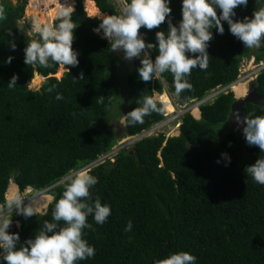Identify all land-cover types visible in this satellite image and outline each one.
Returning <instances> with one entry per match:
<instances>
[{
  "label": "trees",
  "instance_id": "trees-1",
  "mask_svg": "<svg viewBox=\"0 0 264 264\" xmlns=\"http://www.w3.org/2000/svg\"><path fill=\"white\" fill-rule=\"evenodd\" d=\"M34 1L0 0L7 16L0 21V204L6 200L10 181L20 192L27 187L39 192L109 152L121 138L140 134L165 118L164 110L145 116L143 124L125 122L124 132L117 137L105 120L112 107L124 116L142 106L145 96L162 92L188 105L233 83L242 58L264 61V43L259 49H247L222 22V35L212 29L208 69H193L188 77L193 90L177 97L171 73L142 81L137 71L140 62L130 70V64L121 63V54L111 55V43L102 38V30L93 31L101 23L94 16L120 14L113 0H90L97 12H88L76 0L72 20L77 24L73 48L78 66H65L70 71L62 65L28 66L24 49L31 39H39L31 32L36 15L29 13V7ZM169 7L168 19L178 26L182 0H170ZM260 7L264 0H248L246 7L235 9L233 19L252 18ZM168 30L167 22L158 29H141L146 43L157 44L151 52L153 60L158 55L156 32ZM60 66L65 71L58 78L54 74ZM14 75L16 85L9 88ZM43 76L37 89L28 86ZM251 84L263 102L245 103L243 118L264 115V67ZM57 93L62 100L55 99ZM100 97L103 103L97 102ZM234 100L227 88L198 105L199 118L188 110L181 114L178 134L166 136L159 131L143 136L119 149L113 160L107 157L88 170L98 178L91 190L93 199L99 196L102 204L110 206L111 215L103 225L88 217L95 230L85 229L84 238L94 246L95 256L78 264H155L178 251L194 255L196 264H264V185L245 172L257 159H264V152L249 146L243 132L231 127L228 115ZM240 139L245 156H240ZM67 180L44 191L52 196L46 211L29 218L13 211L12 220L19 226L8 231L19 234L18 248L34 239L45 220L53 222L51 210ZM129 221L133 227L125 231ZM0 264L6 262L0 259Z\"/></svg>",
  "mask_w": 264,
  "mask_h": 264
},
{
  "label": "clouds",
  "instance_id": "clouds-1",
  "mask_svg": "<svg viewBox=\"0 0 264 264\" xmlns=\"http://www.w3.org/2000/svg\"><path fill=\"white\" fill-rule=\"evenodd\" d=\"M119 3L121 4L119 15L94 16L98 17L101 23L93 31L99 34L102 30V38L111 43V52H122L123 59L129 62L134 59L140 60L141 66L137 71L142 81L158 80L163 74L171 73L174 95L177 97L184 91L193 90V85L188 80L193 69L199 68L202 71L208 69L210 56L207 49L213 39L212 29H216L222 35L224 33L222 22H227L230 33L247 49H259L264 43V7L255 10L252 18L233 19L236 16L235 9L240 6L246 7L248 0H182V19L178 26L168 19L172 12L169 7L170 0H119ZM74 11L73 5L66 0L60 4L55 23L51 21L42 23L39 17L32 19L31 32L39 39H31L27 43L24 49L26 65L44 68L53 65L78 66V53L73 48L74 30L77 28V24L72 20ZM6 18V9L0 5V21ZM165 22L169 30L167 33L156 32L158 55L153 60L150 50L156 49L157 44L146 43L141 35V29H158ZM11 47L15 50L16 45L12 43ZM12 59L9 57L7 62L11 63ZM66 69L70 71L69 68ZM237 80L238 78L235 81ZM16 81L17 76L14 75L8 87H14ZM54 88L55 86L50 87L48 92H52ZM55 99L62 100L63 96L57 93ZM194 101H198L197 108L202 103L199 100ZM97 102L103 103V97ZM173 103L175 106L174 100ZM164 110L158 107L156 98L145 96L142 106L129 111L123 120L130 126L143 124L145 116ZM234 119L238 125H244L242 131L246 143L249 146H257L264 152V115L245 116L241 119L237 112ZM156 124L160 123L157 122L151 127ZM160 126L161 124L157 128ZM151 127L141 131L140 135H134L138 137L136 140L148 135L143 132H147ZM222 155L230 162L226 154ZM97 159L80 168L86 171L68 177L61 198L51 210L53 222L45 220L34 239L26 240L19 248L17 247L19 234L8 231L12 224V213L15 210L17 215L24 218L37 215L38 201L34 197H28L31 203L25 205L26 197L18 190L19 192L11 194L3 204H0V250H2L0 259L6 264H78L79 261L95 256L94 246L89 245L84 238L85 229L95 230L88 222V217L92 216L96 224L103 225L111 215L110 206L102 204L99 196L93 199L91 190L98 183V178L89 174L88 170L89 165L94 166L98 163ZM245 172L256 183L264 185V159H257L254 164L246 167ZM60 222H63L64 226H59ZM132 227V222L129 221L125 231H131ZM196 260L197 258L189 252L178 251L155 261V264H196Z\"/></svg>",
  "mask_w": 264,
  "mask_h": 264
},
{
  "label": "rangeland",
  "instance_id": "rangeland-1",
  "mask_svg": "<svg viewBox=\"0 0 264 264\" xmlns=\"http://www.w3.org/2000/svg\"><path fill=\"white\" fill-rule=\"evenodd\" d=\"M35 1H38V0H35ZM34 1V2H35ZM40 1V0H39ZM115 3H116V6L118 7V9L120 10V8H121V4L119 3V0H113ZM33 2V3H34ZM75 2H76V0H74V2H73V6H74V4H75ZM33 3H32V5L29 7V13L30 14H32V15H36L35 17H38V15H37V13L35 12V10H33L31 7L33 6ZM81 3H82V5L84 4V2H83V0H81ZM85 6V4L83 5V7ZM85 8L87 9V11L88 12H94V11H92L90 8H87V6H85ZM86 11V10H85ZM87 11H86V13H87ZM88 14V13H87ZM56 17V16H55ZM54 17V18H55ZM53 18V19H54ZM52 19V20H53ZM151 52H152V50H150V55H151ZM254 58H253V56H251V57H248V58H242L241 59V64H240V70H239V76H243L244 75V73H247V72H251V77L252 78H255V72H256V68H257V64H256V62H255V60H253ZM138 62H140V60L138 59ZM65 71V68L63 69H60L59 70V68L57 69V71H56V73L54 74L56 77H61L62 76V74H63V72ZM238 78V77H237ZM251 78V79H252ZM247 79H250V77H248ZM250 79V80H251ZM44 81V79H41V81L39 80V79H34V80H32V82H31V85H29V83H28V86L29 87H31V88H33V89H37L39 86H40V84L42 83ZM238 82H246V85H247V90H246V93H247V91H248V89H249V86H250V82L252 81H249V82H247V80L246 79H242V80H237ZM40 82V83H39ZM227 88H229V89H231L232 90V88L230 87V86H226V87H224V88H217V89H215V90H213L209 95H207L206 97H205V99H204V101H211L213 98H214V96L217 94V93H219V92H221V91H224V90H226ZM233 91V90H232ZM233 93H234V91H233ZM245 93V94H246ZM244 94V95H245ZM168 95V94H167ZM235 95V94H234ZM153 97L154 98H156V100H157V97H156V95H155V93L153 94ZM235 97H241V96H236L235 95ZM171 99V98H170ZM175 101V106H174V103H173V100ZM172 99H171V102H172V104H173V106H174V110L173 111H171V112H167V110L165 109V113H166V117L162 120V121H160V122H158V123H160L161 124V126L159 127V128H157V129H154V130H150V131H148L147 133H148V135H151V134H157L159 131H162V132H164L165 133V135L166 136H169V135H176L177 133H178V122H179V116L181 115V114H183V112H185V110H190V108H191V106H193V105H196V103L198 102V101H194V102H191L190 104H188V105H184V104H179L178 102H177V100H176V98H173L172 97ZM158 101H159V99H158ZM202 102V101H201ZM200 103V102H199ZM163 105V104H162ZM191 111V110H190ZM123 117L124 116H120V115H118V112H117V109L115 108V106L114 107H112L111 108V110L109 111V113L105 116V120L106 121H109V123H110V125L114 128L115 127V125H116V123H117V121H119V124L120 125H122V126H124L125 125V121L123 120ZM199 117V116H198ZM197 117V118H198ZM228 129L230 128L229 126L227 127ZM227 129V130H228ZM242 129L243 128H239V130H237L238 131V133H240V132H243L242 131ZM226 131V130H225ZM124 138V137H123ZM122 139V138H121ZM129 140H127V142H129V143H131L132 142V138H128ZM120 142H122L121 140H120ZM128 143V144H129ZM116 146V145H115ZM239 152H240V156H245V151H244V142L242 141V139H240L239 140ZM92 167V165H89V169ZM80 170V169H79ZM79 170H77V171H79ZM77 171H72L71 172V174H72V176H74L76 173H77ZM12 181H10V183H11ZM9 183V184H10ZM14 183V182H13ZM16 187H17V185H16ZM8 188V187H7ZM6 191H7V189H6ZM17 191H18V188H17ZM19 192V191H18ZM21 194H23L25 197H26V199L29 197L30 198V196L32 197L33 196V194L34 195H36V194H39V193H37V192H35L34 190H32V189H30V191H27V188H25L23 191H21L20 192ZM48 194V193H47ZM6 198V197H5ZM25 199V200H26ZM51 199H52V196H51ZM50 202V201H49ZM45 208H47V206L45 207ZM44 208V209H45ZM44 209H42V210H40V211H43ZM13 225H18L15 221H13L12 220V224H11V227L13 226ZM10 227V228H11Z\"/></svg>",
  "mask_w": 264,
  "mask_h": 264
},
{
  "label": "bare ground",
  "instance_id": "bare-ground-1",
  "mask_svg": "<svg viewBox=\"0 0 264 264\" xmlns=\"http://www.w3.org/2000/svg\"><path fill=\"white\" fill-rule=\"evenodd\" d=\"M66 0H38L33 3V6L31 7L35 12L37 13L39 19L41 20L42 23L44 22H52V19L57 15V12L59 10L60 4L65 3ZM74 0H67V3H71L73 5ZM85 6L87 8H90L92 11L97 12V8L94 6L93 2L90 0H83ZM64 69V67L60 66V69ZM43 79V77H42ZM230 87L234 91V94L236 96H243L246 93L247 90V85L246 82H238L234 81ZM157 100L162 102L164 108L167 110V112H171L174 110V106L171 102L170 97L167 95V93L162 92V93H155ZM192 114L195 117L199 116V109L197 108L196 105L191 106L190 108ZM81 171H86L85 169H80L78 172ZM27 191H30V187H27ZM18 192L16 184L11 182L8 185L7 191L5 192V197L8 198L11 194ZM35 198L38 201L39 209L38 211L44 209L49 201L51 200V195L40 192L39 194L33 195L30 198ZM31 203L29 199L24 200V204L27 205Z\"/></svg>",
  "mask_w": 264,
  "mask_h": 264
},
{
  "label": "water",
  "instance_id": "water-1",
  "mask_svg": "<svg viewBox=\"0 0 264 264\" xmlns=\"http://www.w3.org/2000/svg\"><path fill=\"white\" fill-rule=\"evenodd\" d=\"M118 53L119 52H111V55L114 56V55H117ZM126 63H127V60L124 61V64H126ZM136 65H137L136 59L132 60L131 65H130V70H132ZM43 79H45L44 76H43ZM230 85H231V83L227 86H230ZM204 98L200 99L199 101H202ZM248 102L255 103V104H261L263 102V99L256 93V90L252 86V84H250L249 89L245 95H243L241 97H235V100L231 103L230 112L228 115V120H229L231 127H233L236 130H239V128H243L244 125L243 124H240V125L237 124V122L234 119V114L238 112L241 119H243V106L245 103H248ZM114 128H115V136H117V137H119L125 130L124 126L119 124V121H117ZM129 151L132 153L131 149ZM90 163H92V162H90ZM70 176H72L71 173L66 175L65 177L61 178L60 180L56 181L52 185L40 190L39 192L46 191L47 189H49L53 185H56V184L63 182L65 179H67ZM39 192H37V193H39ZM46 210H47V208H45L43 211H46Z\"/></svg>",
  "mask_w": 264,
  "mask_h": 264
},
{
  "label": "built area",
  "instance_id": "built-area-1",
  "mask_svg": "<svg viewBox=\"0 0 264 264\" xmlns=\"http://www.w3.org/2000/svg\"><path fill=\"white\" fill-rule=\"evenodd\" d=\"M264 67V61H259L257 63V68H256V72L255 74L262 68ZM248 77H250V79L252 78L251 77V72H247L245 73L243 76H238V79L239 80H242V79H246L247 82L248 80L250 79H247ZM160 124H156L155 126L151 127L148 131L150 130H153L155 128H157ZM147 131V132H148ZM146 131H144L143 133H147ZM128 138H132V142H134L138 137L134 136V135H130V136H126L124 138L121 139L122 142H120V140L118 141L117 145L114 146L109 152L105 153V154H102L101 156L98 157L97 159V162H100V161H103L105 158L109 157L111 160H113V154L116 153L119 149L123 148V147H126L127 145L131 144L129 142H127V140H129ZM129 143V144H128Z\"/></svg>",
  "mask_w": 264,
  "mask_h": 264
},
{
  "label": "flooded vegetation",
  "instance_id": "flooded-vegetation-1",
  "mask_svg": "<svg viewBox=\"0 0 264 264\" xmlns=\"http://www.w3.org/2000/svg\"><path fill=\"white\" fill-rule=\"evenodd\" d=\"M119 54H121V63L124 64L125 59H123V53L122 52H119ZM136 61H137V64H138V59H136ZM131 62L127 61V63L124 64V65H129V64L131 65Z\"/></svg>",
  "mask_w": 264,
  "mask_h": 264
},
{
  "label": "crops",
  "instance_id": "crops-1",
  "mask_svg": "<svg viewBox=\"0 0 264 264\" xmlns=\"http://www.w3.org/2000/svg\"><path fill=\"white\" fill-rule=\"evenodd\" d=\"M17 223V222H16ZM18 224V223H17Z\"/></svg>",
  "mask_w": 264,
  "mask_h": 264
}]
</instances>
